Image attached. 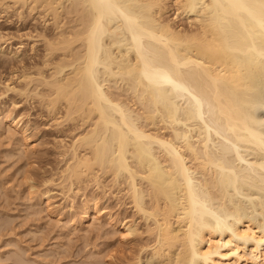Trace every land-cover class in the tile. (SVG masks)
<instances>
[{
	"label": "bare ground",
	"instance_id": "6f19581e",
	"mask_svg": "<svg viewBox=\"0 0 264 264\" xmlns=\"http://www.w3.org/2000/svg\"><path fill=\"white\" fill-rule=\"evenodd\" d=\"M0 15L32 21L25 44L0 31L25 55L5 90L71 125L61 191L102 190L72 225L111 195L126 264H264V0H0ZM116 74L126 89L102 83ZM31 128L1 109L16 148Z\"/></svg>",
	"mask_w": 264,
	"mask_h": 264
},
{
	"label": "rangeland",
	"instance_id": "374dc122",
	"mask_svg": "<svg viewBox=\"0 0 264 264\" xmlns=\"http://www.w3.org/2000/svg\"><path fill=\"white\" fill-rule=\"evenodd\" d=\"M10 19L9 22L0 15V31L12 36L3 45L15 47L21 38L24 44L30 41L19 36L30 29L32 21L28 19L23 26L16 23L15 16ZM177 21L182 26L187 24L185 18ZM23 56L0 51V108L13 111L17 117L23 116L24 122L32 125L20 149L7 131L0 132V264H14L17 257L26 261L25 264H126L125 256L131 255L128 245L124 244L122 255L114 257L116 235L105 215L116 212V200L111 195L104 203L103 199L98 201V206L103 207L102 216H92L83 226L87 230H81L78 222L71 224V218L81 215L82 201L91 197L92 191L101 196L102 190L89 184L69 195L61 191L57 172L65 160L58 150L61 140L70 141L73 131L70 124L63 126L50 119L36 99L5 90L8 77L18 68V59ZM111 79L106 75L101 78L105 85L128 87L118 74ZM183 122L190 126V122ZM180 125L183 127L182 122ZM16 136L22 137L20 133ZM213 147L217 150L218 145ZM51 177L55 178V184H46ZM48 188L51 197L41 199L40 193ZM90 222L92 225L87 226ZM141 264H151V260L145 257Z\"/></svg>",
	"mask_w": 264,
	"mask_h": 264
}]
</instances>
